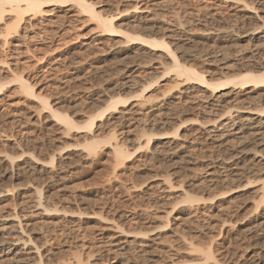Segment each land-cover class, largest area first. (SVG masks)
<instances>
[{"label": "rangeland", "instance_id": "rangeland-1", "mask_svg": "<svg viewBox=\"0 0 264 264\" xmlns=\"http://www.w3.org/2000/svg\"><path fill=\"white\" fill-rule=\"evenodd\" d=\"M89 1L97 12L115 17L113 24L118 30L159 40L166 35L179 61L203 73L210 84L185 83L184 78H178L167 70L170 59L163 50L129 41L123 34L98 37L102 33L97 21L81 14L74 2H52L42 8L46 15H25L17 32L11 31L10 36L4 33V22H0V157L8 155L26 167L25 171L15 170L13 179L0 178V209L3 217L11 213L20 217L18 220L34 245L40 246L42 258L19 264L73 263L77 259L82 264H116L118 260L126 264H191L199 253L188 252L172 230L184 231L197 249L211 248L221 211L228 202L239 204L234 211L236 226L249 225L247 215L258 200L255 190L264 181L263 176L258 182L250 177L252 184L246 179L232 182V178L225 180L227 173L220 171L212 176L217 177V183L208 184V174L213 172L210 168L235 154V150L206 141L201 134L202 127L216 124L217 116L222 115L218 122L228 118L227 111L223 113L219 107L212 108L213 113L205 107L206 98L215 91L214 84L246 71L264 72L260 35L243 38L264 25V0ZM12 17L13 14H6L5 20L9 23ZM170 24L180 28L174 32ZM255 44L261 48L255 49ZM212 57L218 61L213 62ZM15 75L31 77L33 84L37 83L34 93L46 98L50 108L67 115L78 127L112 102H125H118L117 108L107 111L102 120L97 118L92 130L69 128L42 101L23 92ZM129 80L137 84L123 88L122 83ZM253 87L243 90L229 85L221 93L229 94L231 103L227 106L242 103L248 107L251 103V108H264V99L248 100L264 92L262 87L256 91ZM181 89H189L190 99L177 105L179 111L174 120L155 128L146 126L145 114L150 108L163 99L173 100ZM113 131L117 132L119 143L129 150L121 165L113 160L111 149L115 142H107ZM147 135L152 138L150 143L142 140H147ZM184 137L200 140L194 147L180 151L177 142L181 143ZM98 140L102 141L98 154L82 159L86 146ZM132 140H139L142 147L138 148L140 144L135 141L138 149L133 148ZM247 145V150L256 148L251 143ZM155 148L161 149L159 155L149 158ZM187 151L191 152L189 157H185ZM60 165L65 169L67 186L58 190L45 182L51 176L50 170ZM167 177L174 186L170 191L163 183ZM123 180L128 182L127 186L124 183L128 189L131 187L129 195V190L126 193L121 187ZM34 187L42 189L48 204L63 202L59 214L30 213ZM134 203L146 205L161 217L170 213L172 228L160 233L153 230L159 222L149 226L136 223ZM115 222L122 225L120 237L107 225ZM147 231L159 241L155 242L157 253L150 257L152 260L144 262L135 248L140 241L135 235ZM112 235L118 238L113 239ZM231 237L227 240L231 246H227L239 250L235 257L232 255L235 260L248 250L249 244L236 234ZM114 240L124 243L122 247L128 244V250L115 247L111 244ZM260 246L264 247V241ZM9 258L0 254V264H15L6 261Z\"/></svg>", "mask_w": 264, "mask_h": 264}, {"label": "bare ground", "instance_id": "bare-ground-1", "mask_svg": "<svg viewBox=\"0 0 264 264\" xmlns=\"http://www.w3.org/2000/svg\"><path fill=\"white\" fill-rule=\"evenodd\" d=\"M68 3V2H74L77 4V7L80 9L81 14H87L89 15L91 20H95L98 23V29L101 30V35L98 37H101L104 34H123L129 41H136L144 45H148L151 48L154 49H160L165 52H167V55L169 56L170 59V64L167 67V70L170 72H174L177 74L178 78H184L185 83H189L192 81H196L200 84L206 85L210 84L209 81L205 78V75L198 71L196 68L187 66L186 64H182L177 56L172 52L171 50V45L169 42H167L166 35L163 36V39H156L152 37H144L141 35H132L128 32L118 30L113 22L115 21V17L113 16H104L101 13L97 12L95 9V5L90 2L89 0H0V22H4V33L7 34V36L11 34V31L17 32L19 29V25L21 24L20 22L23 21L25 15L32 14L34 16L37 15H42L43 13L46 15L45 11H43V6L49 4V3ZM247 8V7H246ZM245 8V9H246ZM6 14H13L14 17H12L11 22H7L5 20V15ZM172 23V22H171ZM172 31L175 32V30L179 28L175 24H170L168 25ZM169 29V30H170ZM259 30V31H258ZM258 30H253L255 31L254 33L250 32L247 35L245 34L243 38L251 36H259L258 39H260L262 47H264V25L259 28ZM258 31V32H256ZM173 32V33H174ZM177 32V31H176ZM5 36V37H7ZM168 36V34H167ZM176 36V35H175ZM169 37V36H168ZM177 37V36H176ZM179 38V37H178ZM250 38V37H249ZM169 39V38H168ZM174 39V37H173ZM5 44V43H4ZM256 45V44H255ZM254 45V46H255ZM261 48L260 46L256 45L255 49ZM254 48V47H253ZM189 57V56H188ZM192 57V56H191ZM213 58V57H212ZM213 62H217L218 58L215 59V57L212 59ZM31 77H23L21 75H15L14 80L19 83V87L21 90L27 94H30L31 96L39 99L42 101L43 106L47 109H50L51 113L53 116L59 119V121L63 122L67 127L69 128H77V129H88L92 130L93 126L95 125L96 119L97 118H103V116L106 114L107 111L110 109H116L118 102H125L124 100L120 99L118 102H112L106 110H103V112H99L96 116H93L90 118V120L82 127L76 126L71 119L67 116L64 115L60 112L54 111L52 108H50L49 101L42 97V96H37L34 93V87L36 86L37 83H34L31 81ZM130 79V78H129ZM132 81V80H131ZM129 80V82L122 83L121 86L125 87H133L134 85L132 82ZM132 83V84H131ZM137 84V83H136ZM135 84V85H136ZM184 84V83H183ZM187 85V84H186ZM231 85L234 88H242L243 90L247 89L249 86H254L252 89L256 91L257 89H261L259 87L264 88V72L262 73H255V72H245L242 73L238 76H234V78H227L225 81L217 82V84H214L213 86L215 87V91L211 93L209 97H207L206 102L204 104L206 105L205 107H209L211 112L213 113L212 108L214 107H219V109L222 110L223 113L228 114V118H225L226 120L223 122H218L222 117V115L217 116L216 119H219L216 124L210 125L207 128L202 127L201 134L205 137L206 141H213V142H219L220 147H226L230 148V150L234 151L235 154H232L229 158L222 159L221 161L217 162V164L213 165L211 170H213L212 173L208 174L210 180H208V184L211 183V185L217 183L216 180L217 177H212L216 173H220L222 171L223 173H227L226 176L223 178L226 180L227 178H232V182L234 181H243L244 179L248 180V184H252L250 181V177L254 178L257 180L256 182L260 181L262 177L264 176V108L260 107H253L251 108V103H249L248 107L241 105V104H231L233 106H227L228 103L230 104L231 102L229 101L228 93H221L223 89L226 86ZM0 84V88H1ZM135 87V86H134ZM189 89H181L179 93H177L172 99L173 100H166L163 99L162 101L158 102V104H155L152 108V110H149L148 113L145 114V121L146 126L151 125L155 127L157 126H164L167 125L170 120L173 119V116L178 113L179 107L177 106L179 103L186 102L187 99L189 100L190 97L187 96ZM253 91V92H254ZM232 92V91H231ZM142 97V96H141ZM165 98V97H164ZM232 99V98H231ZM264 99V92L262 94L257 95V97H249L248 100L250 102H258L257 100H263ZM178 101V103L176 102ZM260 101V102H261ZM264 101V100H263ZM143 102V101H142ZM244 102V101H243ZM233 103V102H232ZM239 103V102H238ZM226 106H225V105ZM206 109V108H205ZM218 109V108H217ZM208 110V109H206ZM177 116V115H176ZM176 119V118H175ZM174 120V119H173ZM222 121V120H221ZM109 123V122H108ZM104 126L108 125L107 123H103ZM101 124V125H103ZM111 125V124H110ZM150 127V128H151ZM115 131V130H114ZM112 132L109 134V138L107 140L108 143L111 141H114L115 143L112 144V156L113 160L117 165H121L124 163L126 158L129 155V150L127 147L124 148L121 143L118 141V136L117 132ZM147 133H145L146 135ZM144 137V135H142ZM140 138V137H138ZM147 140L145 141L143 138L142 140L144 143H150L152 141L151 137H145ZM161 138V137H160ZM175 137L174 139H176ZM164 139V138H162ZM160 139V140H162ZM203 139V138H202ZM141 140V139H140ZM141 140V141H142ZM173 140V139H172ZM200 139H191L188 140L187 137H184L181 143L177 142V145L181 148H191L194 147V145L198 142ZM133 141V140H132ZM135 141H138V145L136 144ZM158 141V140H157ZM176 141V140H174ZM172 142L171 144H175L176 142ZM178 141V138H177ZM205 141V142H206ZM161 142V141H160ZM180 142V141H179ZM101 143L102 141H93L89 143L86 146V150L83 151V156L82 159L88 160L92 156H95L98 154V150L101 148ZM169 143V142H168ZM251 143L253 144L255 149L253 151H250L249 149L247 150L245 146ZM188 144V145H187ZM215 144V143H214ZM231 144V145H229ZM137 145L138 148L142 147L141 142L139 140H134L132 142V147H135ZM217 145V144H216ZM252 145V146H253ZM164 146V145H161ZM248 146V145H247ZM177 147V146H176ZM219 147V145L217 146ZM222 147V148H223ZM249 147V146H248ZM261 147L262 149H258ZM137 148V149H138ZM161 148V147H160ZM164 148V147H163ZM221 148V149H222ZM159 149V147H158ZM157 148H155L150 155H148L149 158L155 157L159 153ZM179 150V149H178ZM187 150V149H186ZM227 150V149H225ZM229 150V151H230ZM190 151V150H189ZM184 152L185 157H189L191 152ZM233 152V153H234ZM161 153V152H160ZM145 155V156H146ZM159 155V154H158ZM66 159V158H64ZM153 160V159H151ZM62 165L59 166L58 169L54 170L51 169L49 174L51 175L45 183H48V185H51L52 187L57 188L58 190L65 188L67 185L65 183V178H64V167H61ZM26 167H22L21 164L18 162H15L14 159L10 158L8 155H3L0 157V178H7V179H13L16 175L15 170L17 171H25ZM221 172V173H222ZM18 173V172H17ZM250 178V179H249ZM128 180V179H126ZM126 180H123L120 184L124 190H127L126 193L130 194V188L128 189L127 184L128 182ZM170 179L167 177L163 181L165 186V189L167 191L172 190L174 187L172 183L169 181ZM229 180V179H227ZM231 180V179H230ZM129 181V180H128ZM231 182V181H230ZM126 183V186L125 184ZM66 185V186H65ZM205 187V186H204ZM201 186V188H204ZM137 188V187H136ZM33 189V204L30 207V213L33 214L36 211H39V213H42L43 215H55L59 214L60 212V207L59 205L63 204L62 201H59V204L54 203L52 205L53 201H51V206L50 201L45 200L42 197V189H39L38 187H34ZM133 189V188H132ZM169 189V190H168ZM205 189V188H204ZM203 190V189H202ZM207 190V189H206ZM135 191V189H134ZM230 191V190H229ZM124 192V191H123ZM6 193V192H2ZM124 194V193H123ZM127 195V194H126ZM125 195V196H126ZM127 195V197H128ZM257 195L256 198H258L257 201H255L252 211L249 210L248 217H250L249 225L245 227H239L236 226L238 221L236 222V219L234 218L236 214L237 206L239 204L235 205L234 202H228L229 205H227L226 208H224L221 211L220 215V226L216 229L218 230L216 232V235L214 236L215 240H211V248H205V249H197L193 243H190L189 240L187 239V236L185 235L184 231H180L178 229L172 230V234L175 236H178L179 240L182 241L186 247V250L188 252H197L199 253V257L196 256L195 260H192L191 264H264V247L261 248L260 244L261 242L264 241V181L261 180V183L259 184L258 188L255 190V194ZM127 199V198H126ZM188 199H191L190 197ZM130 201V199H128ZM126 200V201H128ZM57 202V201H56ZM244 202V201H242ZM32 203V202H31ZM58 203V202H57ZM241 203V202H238ZM248 202H245V205ZM134 203L133 206V211L135 214H138V219L136 218L135 222L138 223L139 221L143 222V224L146 226H149L151 224H154L159 222L160 225H156L153 227L156 230H158L160 233L168 231V229L172 228L171 227V220L169 218L170 213H166L165 217L159 216L156 212H152L149 210V207L141 206ZM59 207H57V206ZM242 205V204H241ZM240 205V206H241ZM239 207V206H238ZM243 207V206H242ZM244 209V208H243ZM173 211V209L171 210ZM2 210L0 209V254L1 257H10L6 261L13 262L15 264L22 263L24 261H32L36 262L37 260H41V256L39 254L40 252V246L34 245L32 239L29 237L27 234V231L23 228L24 226L22 225V222L18 220V215L15 213H11L10 215L6 217L2 216ZM117 215V214H116ZM116 215H114L116 217ZM113 216V217H114ZM121 216V215H120ZM114 217V218H115ZM20 219V217H19ZM199 223V222H198ZM116 224V225H115ZM115 224H107L108 227L112 230L117 231V236L123 235V233L120 231L122 229V225H119V223L115 222ZM149 224V225H148ZM215 227V226H214ZM201 227H198L199 229ZM150 230V229H149ZM215 230V231H216ZM32 231H35L32 230ZM109 231V230H108ZM151 231V230H150ZM150 231L148 232H139L135 236L139 237L140 241H138L137 247L139 253H141L144 262H148L150 257L157 253L156 252V244L155 242H158L157 240L151 238V233ZM198 232V231H197ZM149 233L151 235H149ZM116 234V233H115ZM199 234V233H197ZM241 237L244 241V243L249 244L248 250L244 252L243 255L239 256L237 259H233L237 252L232 248H229L231 244H227V240L229 237L235 235ZM211 235V234H210ZM119 236V237H120ZM154 234L152 235V237ZM213 236V234H212ZM79 237V236H78ZM114 237V238H113ZM210 237V236H209ZM113 239H117L118 237H115V235H112ZM213 238V237H212ZM232 238V237H231ZM235 239H237L235 237ZM240 239V238H239ZM238 239V240H239ZM231 240V239H230ZM240 242H243L241 241ZM111 244H114L115 247L121 249V251L126 250L128 244L126 246L120 244L121 241H111ZM119 242V244H116ZM235 242V240H234ZM233 242V243H234ZM239 242V241H238ZM136 243V242H135ZM134 243V244H135ZM230 243H232L230 241ZM232 243V244H233ZM236 244V243H235ZM130 245V244H129ZM136 245V244H135ZM235 246V245H234ZM129 247V246H128ZM213 247V248H212ZM238 247V246H237ZM236 253H235V252ZM217 253V254H215ZM235 253V254H234ZM89 255V254H88ZM117 258V257H116ZM141 259V257H140ZM88 260V258H87ZM152 260V259H150ZM75 262V263H74ZM134 262V261H133ZM139 262V261H138ZM138 262L132 263V264H138ZM81 259H77V261H67V262H59V264H82ZM116 264H126L125 261L123 260H118ZM128 264V263H127ZM142 264V262H141Z\"/></svg>", "mask_w": 264, "mask_h": 264}]
</instances>
